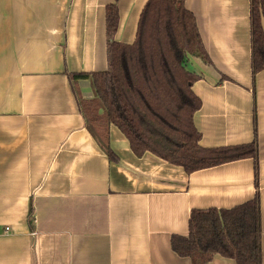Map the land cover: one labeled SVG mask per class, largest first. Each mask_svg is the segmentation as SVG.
<instances>
[{"label":"crops","instance_id":"crops-1","mask_svg":"<svg viewBox=\"0 0 264 264\" xmlns=\"http://www.w3.org/2000/svg\"><path fill=\"white\" fill-rule=\"evenodd\" d=\"M151 0H119L116 41L132 45ZM113 0H0V264H193L174 236L194 210L254 199V162L188 175L147 153L137 158L115 127L111 162L87 130L79 97L105 72L106 8ZM212 65L190 58L202 102L194 124L207 150L251 145L260 162L264 264V70L253 82L250 0H185ZM33 206L35 223L29 226ZM208 264H237L215 256Z\"/></svg>","mask_w":264,"mask_h":264},{"label":"trees","instance_id":"trees-1","mask_svg":"<svg viewBox=\"0 0 264 264\" xmlns=\"http://www.w3.org/2000/svg\"><path fill=\"white\" fill-rule=\"evenodd\" d=\"M119 0L106 8L107 63L105 72L70 74L71 84L91 80L94 99L74 94L87 130L109 157L110 129L117 128L137 158L150 153L188 175L227 163L252 159L254 199L231 210H194L189 235L174 236L172 247L193 264H208L215 256L237 264H263L261 249L260 162L257 139L251 145L207 150L194 124L202 102L193 92L199 76L189 69L190 58L212 65L185 0H151L144 8L132 45L116 41ZM251 69L253 82L264 70V0H250ZM35 223L31 206L29 226Z\"/></svg>","mask_w":264,"mask_h":264}]
</instances>
